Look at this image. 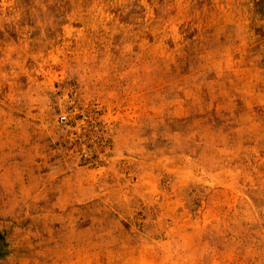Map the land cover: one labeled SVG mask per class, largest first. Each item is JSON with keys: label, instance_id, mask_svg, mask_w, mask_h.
Masks as SVG:
<instances>
[{"label": "rangeland", "instance_id": "374dc122", "mask_svg": "<svg viewBox=\"0 0 264 264\" xmlns=\"http://www.w3.org/2000/svg\"><path fill=\"white\" fill-rule=\"evenodd\" d=\"M0 264H264V0H0Z\"/></svg>", "mask_w": 264, "mask_h": 264}]
</instances>
